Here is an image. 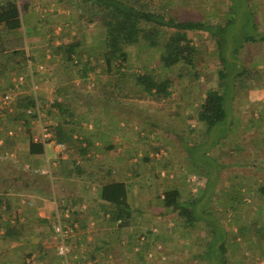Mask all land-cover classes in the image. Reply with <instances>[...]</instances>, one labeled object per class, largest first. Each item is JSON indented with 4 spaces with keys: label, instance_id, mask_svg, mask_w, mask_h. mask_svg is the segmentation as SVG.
I'll list each match as a JSON object with an SVG mask.
<instances>
[{
    "label": "crops",
    "instance_id": "obj_1",
    "mask_svg": "<svg viewBox=\"0 0 264 264\" xmlns=\"http://www.w3.org/2000/svg\"><path fill=\"white\" fill-rule=\"evenodd\" d=\"M38 2L33 10L31 3H25L27 15L34 19L31 35L26 38L33 60L34 82L48 106L57 101L72 111L73 118L66 115L61 119L55 112L50 122L76 121L77 133L83 141L82 148L89 147L90 151L85 157L72 147L68 148L67 156H63L50 143L51 150L47 146L45 156L33 158L28 154L25 132L8 138L0 128V152L4 151V157L13 161L8 165L10 170L18 169L17 176L13 175L14 172L0 171V195L5 193L13 202L12 207L7 208V214H0V264H64V260L57 256L53 235L58 205L63 207L61 209L73 207L72 222L75 221L78 228L75 229L72 244L80 264H152L147 254L154 248L155 236L159 235L153 227H160L162 234L159 237L167 242V227L164 226L168 214L162 216V211L156 212L154 218L157 222H152L151 207L139 204L137 194L135 204H132L135 213L133 223L121 229L108 221L109 215L104 216L109 205L101 200L102 185L97 179L103 180V171L111 170L110 179L116 178L132 187L141 180L145 182V179L146 183H152L154 174L158 173L155 167H149V163H159L154 154L160 148L156 140L161 136L157 131L162 126L158 128V124L162 123L161 113L168 110V100L156 99L154 93L147 94L144 88L136 89V75L160 70L157 71L160 77L162 69L148 64V61H142L143 65L149 66L147 71L142 68L138 71L132 65L127 67L129 61L121 70L122 74L116 65L107 69L102 59L104 31L96 21L81 16L90 14L91 3L85 0H69L74 13L62 17L68 18L67 26L72 25L71 29L79 26L77 30L66 33L64 39H68L66 42L73 38L82 41L77 56L84 60L83 65L88 71L81 70L82 66L68 64L65 57L55 54L60 38L56 35L63 30L61 25L57 26L59 19L56 9L62 7L55 0ZM83 26L89 27V31ZM58 27L59 30L53 32ZM40 66L46 69L44 73L38 71ZM129 76L133 82L122 86L119 81ZM128 84L133 88L131 91L127 89ZM175 104L178 105L177 101ZM181 112L184 113L182 108ZM164 124L168 127L175 123L170 121ZM31 128L35 136L38 130L34 124ZM257 142L253 144H257L255 147L259 149L263 146V140ZM74 162L83 165L82 171L74 169ZM29 164L38 169L52 166L53 178L32 174L26 169ZM165 165L169 163L165 162ZM94 170L97 171L96 178L91 176ZM159 173L166 174L167 171L159 170ZM169 178L172 180L174 176ZM133 192L140 193L136 190ZM82 207L87 209L82 210ZM5 224L12 227L9 236L2 227ZM151 231L154 235L149 238L147 233Z\"/></svg>",
    "mask_w": 264,
    "mask_h": 264
},
{
    "label": "rangeland",
    "instance_id": "obj_2",
    "mask_svg": "<svg viewBox=\"0 0 264 264\" xmlns=\"http://www.w3.org/2000/svg\"><path fill=\"white\" fill-rule=\"evenodd\" d=\"M27 1L31 3L32 10L39 4L38 0H19L23 13L26 38L31 35V28H33L31 25L34 24V19L26 13L25 3ZM55 1L62 7V9H56V12L59 19L57 26L61 25L63 30L59 34L61 30L58 27L53 32L59 30L56 36L62 40L66 33L71 32L70 30L73 29L77 30L79 26L71 29L72 25L67 26L68 18L62 17V15L69 17L74 13L72 5L69 6V0ZM167 1L172 3L176 0ZM227 1L198 0V5L196 3L193 6L190 4V8H188L190 9V13L193 14L192 16L199 15L200 17L194 19H201L210 25L209 31L205 34L209 40H211V21L217 27L221 24L226 26L223 30L220 27L217 28L215 32L219 38L223 39L222 48L226 51V59L236 64L233 72L238 73L244 69L256 71L260 68L262 71L261 78L257 84L264 88V56L261 55L263 54V48L254 44L243 43L245 46L242 44L237 56H232L234 49L239 47L247 35L252 34L257 37L259 34H264V0H253V7L258 13L255 18H252L246 10L245 0H234L233 4L236 7L234 10H231V6L233 5L231 4L232 0H229L231 4L229 7ZM182 4V0H177L176 3L169 6V12L174 9V15L180 17L186 16L189 11L184 9ZM198 7H200V10H196ZM216 13L219 16L217 14V17L212 18L213 14L216 15ZM229 18H232L233 22L228 25L227 21ZM253 21L258 25V31L253 29ZM217 22L220 23L217 24ZM85 28L86 31H89V27ZM202 33H192L197 49L194 56V67L182 66L173 71L166 70L163 75L164 78H172L175 81L172 88L174 93L173 101L171 99L168 100L169 106H167V112L161 113L160 118L162 123H159L158 126L159 128L162 126V130L157 131V133L161 134L156 140L160 147L157 152L163 150L166 155L158 159V165L152 162L149 163V167H155L158 173L159 170H165V172L167 171L166 174L170 175L166 179H157L154 176L152 183L149 182L151 186L149 183H146V179L145 182L143 180L136 182L131 187V192L134 200H136V195H139V204L144 203L151 207L153 213L151 221L156 223L157 220L154 218V215L160 211L157 207L160 206L157 200V193L159 192L160 194L166 190L162 185L165 181H168L171 175L174 176V179L169 180L170 185L179 189L183 202L199 198L207 188H210L211 206H209L208 200H204L199 205V209L205 207L206 204V211H210L214 222L216 224L219 223L221 228L226 232V247L229 249L230 261L233 264H264V236L260 229L261 225H264V199L258 195L254 196L256 193L254 191L249 192L245 187V179L252 180L258 178L259 180V177L264 176L261 173V168L264 167V157L263 155L260 156L262 158L260 161L258 155L260 152L254 151L251 148L253 143L257 141L262 142L263 140L264 142V126L262 127L260 121L264 119V93H262V90L253 91L251 93L253 100L251 101V99L247 98L245 92H240L239 97L243 98L240 101V112L233 110L235 102H232L229 95L227 107L231 118L211 130L208 129L206 123L199 121L197 111L206 93L211 89L220 88L219 71L222 68L219 56L220 50L218 44L216 45L215 43L217 40L213 39L215 42L209 40L202 41ZM57 42L59 43V39ZM159 59L160 53L158 51L153 52L150 49L144 48L136 49L129 55L130 64L128 63L127 67L132 65L138 71L141 68L147 71L149 66L143 65L142 61H148V64L151 63L158 68L160 67ZM40 67H38V71H43L44 73L46 69L44 66L43 69ZM22 74L26 79L25 87H27V91L31 92L32 87L27 82V73L22 72ZM31 77L33 79V76ZM130 77L126 80L119 79L120 81H118L123 86L129 81L133 82V79ZM35 79L34 77V81ZM228 82L233 87H237L240 84L237 80H228ZM8 86V83L0 85V94L7 90ZM127 87L130 91L133 89L132 87L130 88L129 84ZM136 87V89L143 88L141 85ZM121 92L123 93V89ZM20 93H22L21 90L14 96V99ZM175 101H177L178 105L175 104ZM181 108L184 113L181 112ZM3 112L4 110H0V113ZM43 113L46 116L43 122L50 123L52 118L47 120L46 112ZM233 113H240V115L232 119ZM244 115L246 116L243 117ZM252 116L256 121L254 125H250L247 121V118H251ZM170 121L175 124H169L168 127H165L164 123H169ZM33 124L38 130V123L36 121L31 122L30 127ZM231 124H234V127L230 126ZM25 127L27 128V126H21L20 124L8 121L6 116L0 117V128L5 133L7 130H12L16 135L19 132H26ZM263 142L261 145L264 146ZM48 150H51V146L48 147ZM244 160H247V163ZM10 162L13 164V161L8 158L0 157V171L14 172L13 175L17 176L18 169L14 170L12 168L10 170L11 168L8 166ZM165 162L169 163L170 166L165 165ZM254 166L256 167V171H254ZM20 170H23V168ZM246 171L249 174L247 178L244 176V172ZM12 185L13 187L15 186V184ZM134 190L140 193H135L133 192ZM229 197L233 200L236 198L238 202L235 201L233 203L232 200L228 199ZM208 198L209 196L205 199ZM232 205L238 207L236 211L232 209ZM211 217H208V219L211 220ZM166 218L167 224L164 227H167V242L161 241L159 237L162 234L160 227H153V229H157L155 233L159 235L155 236V241L152 244L154 248L149 252L152 256L147 254L150 259L149 261H152V264H207L197 259L198 256L204 253L207 246L206 243L210 240L209 229L206 228L204 223L200 221L192 229L184 230L182 218L173 213L168 214ZM256 223H259L260 226ZM176 228L179 230L178 232H176ZM171 229L174 231L169 232ZM219 239L216 238V241ZM216 247H218V244ZM159 253H161V256H159Z\"/></svg>",
    "mask_w": 264,
    "mask_h": 264
},
{
    "label": "trees",
    "instance_id": "obj_3",
    "mask_svg": "<svg viewBox=\"0 0 264 264\" xmlns=\"http://www.w3.org/2000/svg\"><path fill=\"white\" fill-rule=\"evenodd\" d=\"M176 1L169 3L167 0H85V2L91 3L89 7L90 14L88 16L81 15L84 18L87 17L88 20L96 21V23L103 28L104 35L101 43L103 48L102 59L106 68L109 70L112 66L116 65V69L122 74L121 70L127 65L129 55L136 49L144 48L160 53L159 68L162 69L161 77L157 75V71L160 70H150L148 73L136 75V81L138 85L143 86L147 94L154 93L156 99L161 100L173 99L172 88L175 81L172 78H164L163 75L165 71H173L182 66L194 67V56L196 55L197 49L195 45L196 41L192 33L203 32L202 41L209 40L206 38L205 34L209 31L210 25L201 19H194L196 17L198 18L199 15L192 16L193 14L190 13L189 5L191 4L193 6L194 3L197 4L198 0H182L184 9L189 12L186 16L181 17L173 14L174 9L169 12V6H172ZM229 2L228 0V7L233 4L234 0H232L231 4ZM245 2L246 10L249 15L255 18L258 13L253 7L254 1L245 0ZM234 9H236V7L233 4L231 10ZM196 10H200V7L196 8ZM217 14L218 13H216V15L213 14L212 18L217 17ZM227 22L229 25L233 22V19L229 18ZM219 23L220 22H217V24ZM219 27L223 30L226 26L221 24ZM219 27L215 26V23L211 21V40L209 41L215 42L213 39H216L217 41L215 43L216 45L218 44L220 50L219 56L222 64V68L219 71L220 88L209 90L197 111L198 120L206 123L209 130L231 118L227 107V98L229 95L232 102H235L233 110L235 112H240V101L243 99L241 96L239 97L240 92H245L247 98L251 99V101L253 100L251 97L253 91L262 90V93H264V88L257 84L261 78L262 71L260 68L256 71L244 69L238 73L233 72L236 64L226 59V51L222 48L223 39L219 38L215 32ZM252 27L258 31V25L255 21H253ZM59 40L55 54L65 57L68 64L82 66L83 69L81 70H85L86 66L83 65L84 60L77 56L78 49L82 46V41L78 38L69 39L70 41L67 42L66 40L68 39L61 40L59 38ZM243 43L261 46L263 48V54L261 55L264 56V34H259L257 37L252 34L247 35L239 47L232 52V56L234 55L233 57L237 56ZM32 61V56L27 49L24 19L19 0H0V81L9 84V88L1 94H5L9 91L10 87H12V79L14 77L24 76L22 72L25 71L27 73V82L33 89V85H36V83L33 82L34 78L32 79L31 77H35ZM40 68L43 69V66ZM228 80H237L240 84L237 85V87H233L229 84ZM20 90L22 93L17 95V98L11 102L10 112H8L9 109L4 110L3 113H0V117L6 116L7 120L10 122L20 124L21 126H27V128L25 127V133L27 134L28 154L33 158H40L46 155L48 145L34 143L32 128L30 127L31 122H34L38 118V109L39 111L46 112L47 120H49V118L54 119L53 115L55 112L59 114L61 119L66 115L71 119L73 118V114L69 107L57 101L48 106L46 100L40 96L38 91H27L25 84ZM30 110H34L35 112L33 113L35 114L28 115L27 113H29ZM238 115H240V113H233L232 119L236 118ZM245 116L246 115L243 117ZM59 121H53L54 123H51V129L54 132L56 142L65 145L67 151H69L68 148L73 147L79 151L82 156L87 157L86 155L89 153L90 149L89 147L82 148L83 141L77 133V122H70L69 120H65V122L63 120ZM247 121L250 125H254V122H256L253 116L247 118ZM260 121L263 127L264 119ZM230 126L234 127V124ZM75 134H78L76 138L74 137ZM256 145L257 144H253L251 148L254 151L260 152L258 155L261 161L262 158H260V156L263 155L264 157V146L256 149ZM4 156L5 152H0V157L3 158ZM244 162L247 163V160H244ZM29 165L34 168L31 164ZM82 166V164L74 162L75 170L82 171ZM263 168L264 167L261 168L262 175L264 174ZM254 171H256V167ZM104 172L105 178L103 180L101 178L97 179L102 185L101 200L109 205L105 210L104 216L109 215L108 221L111 224L117 225L121 229L128 228L133 223L135 216L133 210L134 205L132 206L135 202L131 187L124 181L116 178L110 179L109 177L112 176L111 170L103 171V173ZM251 173L253 174V172ZM248 175L247 171L244 172L245 178H247ZM91 176L92 178L98 177L97 171L94 170ZM154 176L157 179H166L168 177V175L165 176L163 173H156ZM41 177L52 179L49 176ZM169 180L170 178L162 185L166 190H164V192L161 191L162 193L160 194L159 192L157 193V200L160 203V206L157 207L162 211L161 215L165 216V214L170 213L176 214L182 218V227L184 230L192 229L196 224L200 223V221L204 223L206 228L209 229L210 240L206 243L207 246L205 247L204 253L198 256L197 259L207 264H233L229 259V249L226 247V232L216 220L215 221L219 225L214 222L210 211H206V204L205 207L199 209V205H201L204 200H208L209 206H211L210 188H207L199 198L183 202L181 199V192L175 186H171ZM245 180L246 189L249 192L254 191L256 193L254 196L258 195L264 199V176L259 177V180L258 178ZM206 195L209 196L208 199H205L207 198ZM228 199L232 200L233 203H235V201L238 202L236 198L233 200L229 197ZM12 204V200L6 197L5 193L0 195V214H7V208L9 210ZM232 206V209L236 211L238 207L235 205ZM71 207L72 206H70V208ZM58 208L61 209L63 207L58 205ZM85 208L87 209V207ZM208 217H211V220L208 219ZM68 222L71 224L75 223V221H73L74 223L72 222V215ZM256 224L260 226L259 223ZM261 226L260 229L264 236V225ZM2 227L6 229V234L9 236L12 227L6 224ZM147 235L151 238L154 232H148ZM216 238H220L218 240L219 242L216 241ZM217 244L218 247H216Z\"/></svg>",
    "mask_w": 264,
    "mask_h": 264
},
{
    "label": "built area",
    "instance_id": "obj_4",
    "mask_svg": "<svg viewBox=\"0 0 264 264\" xmlns=\"http://www.w3.org/2000/svg\"><path fill=\"white\" fill-rule=\"evenodd\" d=\"M42 69V68H41ZM26 83L24 76H19L14 78L12 81V87L5 94H0V110H10L11 102L14 100V96L18 94L21 87ZM34 92L38 91V87L33 85ZM34 110H30L28 115L35 114ZM38 118L35 120L38 124V133L33 136L34 143H43L48 145L50 143L54 144L57 150L63 155L67 156V150L65 145L59 144L55 140L54 132L51 129V122H43L45 119V113L39 111L38 109ZM15 135L14 131L7 130L6 136L11 138ZM2 143V142H1ZM166 153L163 150H160L155 154L157 159L164 157ZM26 169L30 170L34 175L38 176H49L53 178V169L52 166L47 167L46 169H36L26 165ZM164 175V173H163ZM83 210L86 209L82 207ZM71 216V208L60 209L57 207L56 213V222L54 224V239L56 242V253L57 256L64 260V264H80L79 258L74 255L72 239L74 237L75 229L78 228L77 224H71L68 222ZM94 225V223H92Z\"/></svg>",
    "mask_w": 264,
    "mask_h": 264
}]
</instances>
